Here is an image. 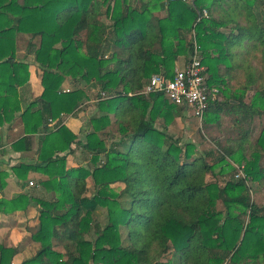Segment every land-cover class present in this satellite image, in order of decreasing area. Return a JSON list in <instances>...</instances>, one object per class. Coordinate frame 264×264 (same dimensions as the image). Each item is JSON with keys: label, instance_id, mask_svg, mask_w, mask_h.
<instances>
[{"label": "trees", "instance_id": "trees-1", "mask_svg": "<svg viewBox=\"0 0 264 264\" xmlns=\"http://www.w3.org/2000/svg\"><path fill=\"white\" fill-rule=\"evenodd\" d=\"M263 4L0 0V127L18 117L24 136L11 148L22 153L37 145L35 164L12 171L22 182L32 171L47 175L40 184L55 193L50 200L30 193L0 200L1 214L39 207L31 235L36 252L16 262L18 249L0 243V264H264V207L252 201L246 185L264 186V125L254 138L255 121L264 116ZM20 34L28 36L27 50L42 71V94L23 110L17 88L29 81V65L16 61ZM194 42L208 86L218 90L204 128L219 134L211 139L213 150L197 156L192 142L166 133L185 109L161 93L140 94L152 75L171 79ZM90 101L96 113L81 143L60 117ZM108 129V136L116 135L106 144ZM72 144L91 156L89 166L66 168ZM227 160L244 164L245 179L221 187L214 169L222 176L224 167L231 169ZM102 207L108 223L88 240Z\"/></svg>", "mask_w": 264, "mask_h": 264}, {"label": "crops", "instance_id": "crops-1", "mask_svg": "<svg viewBox=\"0 0 264 264\" xmlns=\"http://www.w3.org/2000/svg\"><path fill=\"white\" fill-rule=\"evenodd\" d=\"M153 12L156 15L159 14L156 11ZM263 17L264 14L261 19V23L264 25ZM24 36L25 35L22 34L18 35L15 41L16 61L23 62L29 65V81L23 86L17 88L22 110L29 102L39 98L42 94V71L35 62L34 54L27 50L28 42H26ZM23 39L25 40V42H20ZM19 44H23L24 47H20ZM250 96L251 93H248L247 97ZM85 111L86 112H77V114L73 115H62L60 117L61 125L66 126L74 135H77L78 140L80 141L86 122L88 120L87 116L85 117L86 113L88 114V112H91V115L96 113V110L93 106L88 107ZM23 136V123L22 120L18 117H16L15 120H13L11 123H6L4 124V126L0 127V200H12L17 196L25 194V192L29 191L30 193L32 192L30 195L35 199L50 200L53 196H55V193L53 191H48L44 186L40 184V182H45L48 180L47 175L32 171L28 174V181L22 182L16 178L12 171L13 167H17L21 164L27 166L34 165L37 159V145L35 144L32 150L28 152H15L11 148V145ZM76 148V144H72L71 152L66 156L65 162L67 169H76V161L79 160L76 155L78 152ZM82 154L86 158V155L83 152ZM30 183H32V185H30ZM31 188L33 189L31 190ZM34 205V203H31L25 211L18 210L11 214L0 213V243L4 241L9 246L15 243L12 242L14 240L13 234H15L17 229L15 225H18V223L22 224L23 222L31 221L35 217L36 213H34L33 209L36 205ZM38 217L39 216L37 214L35 217V228L38 227ZM3 229L5 231H3ZM18 239H21V237H18ZM22 255L24 254H22V252H19V254H17V256L15 257V261Z\"/></svg>", "mask_w": 264, "mask_h": 264}, {"label": "rangeland", "instance_id": "rangeland-1", "mask_svg": "<svg viewBox=\"0 0 264 264\" xmlns=\"http://www.w3.org/2000/svg\"><path fill=\"white\" fill-rule=\"evenodd\" d=\"M263 20H264V17H263ZM24 37H25L26 42H28V36H24ZM25 40L23 39L20 42H25ZM19 46L24 47L23 44L22 45L19 44ZM188 59H185L183 57L180 58L178 60V62L176 63L175 69L176 68H182L187 63ZM83 86H84V84L81 83L80 87H83ZM70 88H71V86L69 84H67V83L64 84V87H63L64 90H69ZM88 94L90 95V98L94 100L96 92L94 90H92V91H89ZM90 106H93L92 101L84 104L83 108H81V110L79 112H81V111L86 112L85 110H87V108ZM86 116H87V118H89L91 116V112H88V114L86 113L85 117ZM222 121H224V120H222ZM161 123H162V120L158 119L157 124H156L157 129H160V130L163 129L161 126ZM263 125H264V116L260 119H256V121H255L256 132L254 133V138H257V135H259V132H260ZM223 127H225V126H223ZM110 131H109V129L106 130L105 134H103V137H102L106 141V144L111 143L112 136L116 135V133L113 132V133H110V136H108V132H110ZM166 133L169 135H172L174 138H180L181 143H185L187 141L192 142L196 146L195 156L203 155V153L213 150V143H212L211 139L213 137L218 136V134H219V132L217 131L216 128L206 130L204 128V119H203V121H199L190 112H188L186 110H185V113L183 114L182 120L176 119L168 125ZM81 143H85L84 132H83V135L81 138ZM76 150H78L76 155L80 160V161L79 160L76 161V168L87 167V165L89 166L91 164V159H90L91 156L88 153H85L81 147H77ZM82 152L86 155V158L83 156ZM101 159H104L103 156L101 157ZM227 163L229 164V166H231V169L224 167L225 171H224V174L222 176H220V173H219L220 168L219 167H216L214 169V173H215V175H217L216 179L218 181V185L221 187L228 180H236L234 175H235V173H237V169L241 166L244 167V164H236V163L231 162L230 160H227ZM261 165L264 166L263 163ZM26 181H28V179H26ZM33 183H34V181H33ZM246 185L249 187L252 201L255 204H257L258 206L264 207V186L259 185L258 183H251V182H247V181H246ZM87 187H88V193H91L92 188H93V182L90 179H88V181H87ZM112 188L115 191H120L119 189H121L122 186L115 184L112 186ZM32 189L33 188H31V190ZM25 193H30V191L25 192ZM217 207H218V209L222 210V205L220 202L218 203ZM33 210H34V213H36L35 217L37 214L39 216V207L35 206V208ZM106 211L107 210L102 207V208H99V210L94 215V224H93L90 235L87 237L88 240L94 239L95 234L97 232H99L100 230L104 229V227L107 225V223H108L107 217L108 216H107ZM35 217L31 221L23 222L22 224L18 223V225H15L17 229H16L15 234H13L14 240L12 241L15 243H13L12 245L9 246L4 241L1 242L2 244H4L7 247L17 248L18 252H22V254H24V255L19 257L20 260L23 256L28 257V256L34 254L36 252V250L38 249V245L33 243L31 240V235L34 232H36L38 229V227L35 228L36 227ZM38 226H39V224H38ZM3 231H5V230L3 229ZM18 237H21V239H18ZM120 237H121L122 245L128 246L129 242H128V235H127L126 229L121 228ZM55 250L62 253V254L65 253L64 249L61 246L55 247ZM169 257H170V254L167 255V258H169ZM19 258H17L16 261H19ZM242 264H252V263L251 262H246V263L243 262ZM258 264H262V263L259 262Z\"/></svg>", "mask_w": 264, "mask_h": 264}, {"label": "built area", "instance_id": "built-area-1", "mask_svg": "<svg viewBox=\"0 0 264 264\" xmlns=\"http://www.w3.org/2000/svg\"><path fill=\"white\" fill-rule=\"evenodd\" d=\"M184 1L192 2V0ZM154 93L163 94L169 102L190 112L197 120L203 121L210 103L218 96V90L208 86L207 70L202 64L200 48L196 42L187 63L182 68H176L171 79L161 73L152 75L140 92L145 96ZM234 177L245 179L243 166L237 169Z\"/></svg>", "mask_w": 264, "mask_h": 264}]
</instances>
